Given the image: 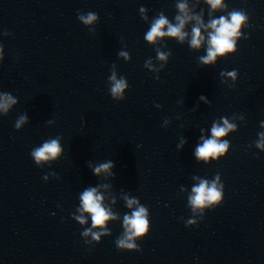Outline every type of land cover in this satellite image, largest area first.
I'll return each instance as SVG.
<instances>
[{
    "label": "clouds",
    "instance_id": "clouds-1",
    "mask_svg": "<svg viewBox=\"0 0 264 264\" xmlns=\"http://www.w3.org/2000/svg\"><path fill=\"white\" fill-rule=\"evenodd\" d=\"M212 9H218L222 7V0H206ZM183 15H177L175 17L178 23L172 24L164 16L160 15L152 23L149 31L145 35V39L153 43L157 38L173 37L178 38L181 42L185 39L187 33L183 31L187 21L195 19L199 26L192 29L191 46L195 49L200 48L204 42L205 37L201 33V28L204 27L200 17H191L188 15L187 5L180 3L177 5ZM141 12L144 9L141 8ZM78 19L84 25H91L98 19V15L94 12H88L86 15L78 14ZM248 17L242 11H232L227 17L221 16L219 19L212 20L207 28L212 29L207 39V55L200 57V61L204 65L215 63L218 56H224L225 54L232 53L236 50V40L241 35V27L244 25ZM167 29L166 31L164 29ZM7 34V33H6ZM121 56H127L126 53L121 52ZM159 59L164 60L166 56L164 53H158ZM3 57V47L0 46V61ZM228 76L235 78L236 71L226 73ZM225 75V73H221ZM112 82L111 95L114 99L123 100L124 90L128 87L127 82L121 78L117 79L115 72L109 78ZM203 99V97H201ZM16 103V100L9 94L0 95V111L7 113L9 107ZM27 120L26 116H21L16 121V128H19ZM235 125L228 122L227 119H223V126L220 124H213L211 132L212 138L204 139L203 143L198 145L195 151V156L198 160H204L208 162L210 158H217L225 154L228 150L229 144L226 140H221L227 133L234 129ZM203 139V138H202ZM257 147L264 149V136H262V142ZM62 149L58 139H52L43 143L39 148L34 149L31 152L32 157L39 165L41 161H48L55 159L60 155ZM113 167L111 162L100 164L94 167L93 173L100 175L102 172H109ZM46 178V177H45ZM192 195L189 198L190 204L193 209H200L203 212L205 208H212L219 206L224 200V185L219 184V176L216 177L211 183L208 180H201L199 185L193 187ZM82 212L91 215L92 227L103 229L109 220L115 219V216L102 205L103 197L98 194L96 188H89L85 190L81 197ZM138 201L135 199H128L127 206L131 208ZM80 224L86 223L83 216L75 217ZM187 227L197 226L195 220H189L186 222ZM125 234L123 237L115 241L116 247L120 251H135L140 252L142 249L134 243V239L145 238L150 231L148 209L144 206H139L135 211L132 212L131 216L125 215L124 217ZM92 236L97 242L100 241L101 235H108L107 231L102 233L92 232L91 229H85L82 235L87 237Z\"/></svg>",
    "mask_w": 264,
    "mask_h": 264
}]
</instances>
